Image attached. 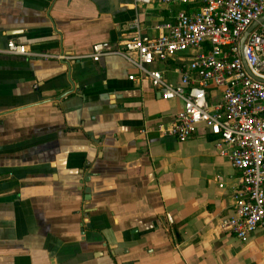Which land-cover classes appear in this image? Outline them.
<instances>
[{
	"label": "crops",
	"instance_id": "obj_1",
	"mask_svg": "<svg viewBox=\"0 0 264 264\" xmlns=\"http://www.w3.org/2000/svg\"><path fill=\"white\" fill-rule=\"evenodd\" d=\"M191 8L0 0V264H264L263 228L243 242L218 226L239 171L215 134H159L181 101L130 79L119 53L90 56ZM9 40L62 57L10 54ZM187 58L148 67L177 83Z\"/></svg>",
	"mask_w": 264,
	"mask_h": 264
},
{
	"label": "built area",
	"instance_id": "obj_2",
	"mask_svg": "<svg viewBox=\"0 0 264 264\" xmlns=\"http://www.w3.org/2000/svg\"><path fill=\"white\" fill-rule=\"evenodd\" d=\"M148 4H191L160 25L157 36L136 30L126 41L113 46L107 41L92 45L93 60L119 53L136 69L132 80L147 81L164 100H180L168 125L156 130L184 141L200 126L215 134L219 153L239 171L233 213L219 219L221 230L246 241L257 228L264 229V20L253 28L241 46L249 25L264 14V0H133ZM194 50V51H193ZM10 54L62 57L30 50L9 40ZM192 51V52H191ZM179 81L170 82L154 62L181 59ZM245 61L249 74L243 64ZM170 219V218H169Z\"/></svg>",
	"mask_w": 264,
	"mask_h": 264
},
{
	"label": "water",
	"instance_id": "obj_3",
	"mask_svg": "<svg viewBox=\"0 0 264 264\" xmlns=\"http://www.w3.org/2000/svg\"><path fill=\"white\" fill-rule=\"evenodd\" d=\"M263 20H264V14L261 15L257 20H254V21L249 25V27L244 31V33H243V35H242V37H241V46H242V43H243V41L245 40L246 36L249 34V32H250L253 28H255V27H256L260 22H262ZM243 64H244V67H245L246 71H247L249 74H251L253 77L256 78V76H254V75L249 71V68L247 67V65H246V63H245L244 60H243ZM260 80L264 81V79H260ZM85 192H86V193H89V189H88L87 187L85 188ZM160 219H161V222H162L163 226H164L165 228H167V223H166V221H165V218H164L163 216H161Z\"/></svg>",
	"mask_w": 264,
	"mask_h": 264
}]
</instances>
